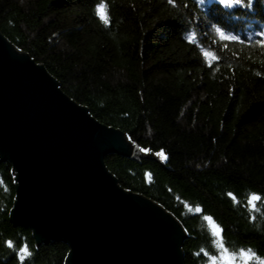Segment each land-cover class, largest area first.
Wrapping results in <instances>:
<instances>
[{
	"label": "trees",
	"instance_id": "obj_1",
	"mask_svg": "<svg viewBox=\"0 0 264 264\" xmlns=\"http://www.w3.org/2000/svg\"><path fill=\"white\" fill-rule=\"evenodd\" d=\"M0 33L95 119L160 147L163 162L104 163L196 236L182 264L221 248L264 264V0H0ZM13 176L0 160V264H63L65 242L9 221Z\"/></svg>",
	"mask_w": 264,
	"mask_h": 264
},
{
	"label": "water",
	"instance_id": "obj_2",
	"mask_svg": "<svg viewBox=\"0 0 264 264\" xmlns=\"http://www.w3.org/2000/svg\"><path fill=\"white\" fill-rule=\"evenodd\" d=\"M113 152L166 159L160 147L141 150L95 119L0 33V160L14 172L9 221L29 228L35 246L65 242L63 264H182L181 242L196 236L117 181L103 156Z\"/></svg>",
	"mask_w": 264,
	"mask_h": 264
},
{
	"label": "rangeland",
	"instance_id": "obj_3",
	"mask_svg": "<svg viewBox=\"0 0 264 264\" xmlns=\"http://www.w3.org/2000/svg\"><path fill=\"white\" fill-rule=\"evenodd\" d=\"M212 231L217 234V229L212 225ZM217 237V235H216ZM252 260V254L246 250H239L235 253H229L225 249L219 250L216 255L212 256L205 264H249Z\"/></svg>",
	"mask_w": 264,
	"mask_h": 264
},
{
	"label": "snow or ice",
	"instance_id": "obj_4",
	"mask_svg": "<svg viewBox=\"0 0 264 264\" xmlns=\"http://www.w3.org/2000/svg\"><path fill=\"white\" fill-rule=\"evenodd\" d=\"M222 2H223V0H222ZM237 2H239V0H237ZM105 7H106V6H105L103 3L100 4V5L98 6V12H100V14H101V18L105 20V23H107V22H108V21H107V18H106V16L104 15ZM24 251H26V249H25Z\"/></svg>",
	"mask_w": 264,
	"mask_h": 264
}]
</instances>
